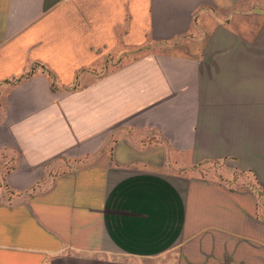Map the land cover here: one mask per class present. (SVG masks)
I'll list each match as a JSON object with an SVG mask.
<instances>
[{
	"label": "crops",
	"instance_id": "obj_1",
	"mask_svg": "<svg viewBox=\"0 0 264 264\" xmlns=\"http://www.w3.org/2000/svg\"><path fill=\"white\" fill-rule=\"evenodd\" d=\"M250 139L264 0H0V264H264L256 189L190 171Z\"/></svg>",
	"mask_w": 264,
	"mask_h": 264
},
{
	"label": "rangeland",
	"instance_id": "obj_2",
	"mask_svg": "<svg viewBox=\"0 0 264 264\" xmlns=\"http://www.w3.org/2000/svg\"><path fill=\"white\" fill-rule=\"evenodd\" d=\"M198 38L196 39H182L179 41V45L176 49L167 50L162 49L157 50L159 53V57L171 59V58H198L201 54L200 51L191 50L189 44L198 43ZM184 102V98H174L172 104H174L173 111L179 110V105L181 102ZM213 106L208 108L209 118H215L216 115L219 118V115L214 113L215 110L221 112L222 105L221 100H212ZM218 102V103H216ZM167 111V108H164ZM214 111V112H213ZM171 116V115H170ZM180 116L176 115L175 117ZM201 116V115H200ZM204 116V115H203ZM231 116L224 115V119H230ZM243 124L247 125V116H239ZM119 134V133H117ZM173 133L170 134L172 137ZM254 142L252 139L247 141L246 144H241L240 146L234 148L229 147L228 149H223L222 157L216 156L219 151L212 152L209 148L208 154L210 155L206 159L198 160L197 163L191 165L190 171L193 175H199L203 178H207L208 180H217L219 182L225 183V185L233 188H242V187H253L256 189L258 202L261 204V214L264 217V174L263 169L254 165L257 161H262L264 159V147H254ZM195 149V148H194ZM198 149V148H197ZM256 151V153H255ZM257 245V244H255ZM254 248L251 243L240 244L241 253H246L248 249ZM216 252V250H213ZM200 254V252H199ZM205 259L201 255H197L192 257V261L197 264H202ZM164 264H166L167 260H163Z\"/></svg>",
	"mask_w": 264,
	"mask_h": 264
}]
</instances>
